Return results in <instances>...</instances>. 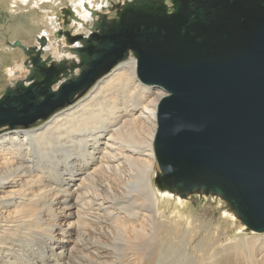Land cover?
<instances>
[{"label":"water","instance_id":"obj_1","mask_svg":"<svg viewBox=\"0 0 264 264\" xmlns=\"http://www.w3.org/2000/svg\"><path fill=\"white\" fill-rule=\"evenodd\" d=\"M108 4L116 18L90 10L86 36L52 34L77 62L43 59V34L38 47L7 43L24 53L27 73L0 95V128L45 120L132 56L141 83L165 93L154 136L159 189L219 197L246 230L264 232V0Z\"/></svg>","mask_w":264,"mask_h":264},{"label":"bare ground","instance_id":"obj_2","mask_svg":"<svg viewBox=\"0 0 264 264\" xmlns=\"http://www.w3.org/2000/svg\"><path fill=\"white\" fill-rule=\"evenodd\" d=\"M38 1L8 0V9L18 13ZM57 1L69 7L48 0ZM68 1L72 34L84 36L90 10L106 12L109 5ZM47 3L39 9H48ZM51 19L43 21L45 32L39 28L47 38L41 56L69 64L75 57L63 49L64 40L54 41L48 32L57 31L62 17ZM21 43L39 46L36 40ZM1 46L2 53L22 52ZM17 68L23 65L5 73ZM154 88L141 83L136 60L129 57L44 127L0 135V264H122L114 260L119 255H135L129 264H150L151 255L160 264H207L220 254L225 256L219 264H264V234L225 241L220 232L226 228L205 234L198 216L177 206V195L158 194L156 107L165 93Z\"/></svg>","mask_w":264,"mask_h":264},{"label":"rangeland","instance_id":"obj_3","mask_svg":"<svg viewBox=\"0 0 264 264\" xmlns=\"http://www.w3.org/2000/svg\"><path fill=\"white\" fill-rule=\"evenodd\" d=\"M7 1L8 0H0V66H1L0 67V69H1L0 70V95L2 94L5 87L9 83H11L12 80L15 81V79L22 78L24 76L25 72H27L26 69L23 67V69L17 68L14 72L5 73L6 70H9L10 68H12V66H14L16 63L17 64H20V63L23 64V62L27 58H26V56L21 54L22 52L21 53H14L11 55L8 54L7 52L5 53V51L2 53L3 47L1 45L7 46L6 43L10 42L11 39H13V38L15 40H19V41L24 42L26 44L33 43L35 41V36L40 35V33L43 32V30H44L43 21L50 20L51 18H52L51 20H53V19H55V17H58V18L62 17V23L61 22L58 23L57 29L61 28L62 30L67 31L70 28L69 25L72 22V18H73V17L70 18L69 14L67 13V10L70 9L69 7L71 6V2L68 0H62L64 3L69 5L68 8L65 5L59 6V4H57V3H59L58 1L55 4H52V3L48 2V0H41V1L39 0L37 3H32L28 7H23V8H25V10L24 9L19 10L18 13H13V14L8 9V2ZM92 1H94V0H92ZM120 1L116 0V1H113V3L117 4ZM44 2L48 4V9L47 8L39 9V6H41L42 3H44ZM167 4L170 5L169 2H167ZM110 6L111 5L109 4L108 5L109 8L106 10V12H103V11L102 12L105 13L107 15V17L110 19L116 18L117 10L111 9ZM35 8L37 10H35ZM40 27L43 30L39 29ZM54 29H56V28H54ZM52 30L53 29L50 28V31H48L49 36H52L54 38V41H57L60 43L61 38L63 39L64 37H61L60 39L55 38L52 34L56 30L55 31L54 30L52 31ZM44 32H45V30H44ZM51 53L53 54L54 51L51 50ZM20 56H22V57H20ZM5 57L6 58L8 57V58L6 59ZM136 74H137V67H136ZM93 88H94V86L92 88H90L83 96L79 97L74 103H72L68 107H71L72 105L76 104L77 102H80L81 100L87 98L89 96V94L92 92ZM154 89H156V88H154ZM68 107L58 109L57 111L54 112L53 115L49 116L45 120H39V121L33 123L32 125H30L26 129H23L20 127L15 128L13 130L8 129V128H0V135L3 133H9L10 131H16V130L28 131V130H34V129L42 128L46 124H48V122L56 114L66 110ZM155 168H156L155 169L156 174L154 176V180H155L157 174L159 173V169H158V166L156 164H155ZM155 185L157 186L156 183H155ZM157 188H158V186H157ZM163 192L164 191L159 189L158 194L161 195V193H163ZM165 192H167V191H165ZM170 194L175 196V194H173V193H170ZM177 197H179V199H180L179 203H177V206L182 207V210H184L185 212L189 213L190 215H192L194 217L198 216L197 221H199V222H197V223H198V225H199V223H201L203 225V229L205 230V234L206 233L210 234L209 232L215 231L214 229H216V228H218L217 229L218 231H221V228H223V229L226 228L227 230L225 229L224 232H220V236H221L222 240H224V241H225V239L226 240L232 239L234 237H239V236H241V238H242V237H246L247 235H248L247 237H249L251 235L262 236L264 234V232L257 233V232H252V231L246 230L244 226L240 225L238 219L233 215V213L230 211V209L226 205V203L222 199H220L219 197L212 196V195L196 194V193L186 195L184 197H180L177 195ZM174 205H175V202H174ZM172 207L173 206L171 205V208ZM212 226H213V228H212ZM209 228H211V229H209ZM204 230H202L201 237L203 235H205ZM211 233H213V232H211ZM228 234H230V235H228ZM195 243H197V241ZM178 245L179 246H176V248L180 251L181 250L180 244H178ZM124 256L125 257H122L119 255L118 259L114 258V260L116 262L118 261V263H122V264H125L128 260H130L129 262L126 263V264H129L131 261L134 260L133 258H136L135 255H124ZM142 256L146 257L147 260L150 257L149 255H146V256L142 255ZM224 256H225L224 254L223 255H221V254L217 255L214 258H212V260L210 262H207L209 260H206V263L207 264H219V261ZM119 257H120V260H119ZM126 258H128V259L125 260ZM156 260H157V262H156ZM158 261L160 264V260H159L158 255H151L150 264H158Z\"/></svg>","mask_w":264,"mask_h":264},{"label":"flooded vegetation","instance_id":"obj_4","mask_svg":"<svg viewBox=\"0 0 264 264\" xmlns=\"http://www.w3.org/2000/svg\"><path fill=\"white\" fill-rule=\"evenodd\" d=\"M168 6H169V4H168Z\"/></svg>","mask_w":264,"mask_h":264}]
</instances>
